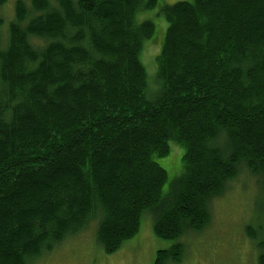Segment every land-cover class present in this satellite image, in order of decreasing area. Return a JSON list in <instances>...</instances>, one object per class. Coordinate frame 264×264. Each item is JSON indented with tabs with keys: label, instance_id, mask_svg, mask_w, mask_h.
<instances>
[{
	"label": "trees",
	"instance_id": "obj_1",
	"mask_svg": "<svg viewBox=\"0 0 264 264\" xmlns=\"http://www.w3.org/2000/svg\"><path fill=\"white\" fill-rule=\"evenodd\" d=\"M159 1L16 0L0 15V264L88 227L114 253L147 211L177 240L205 229L239 168L264 175V0L161 5L151 100L140 53L156 26L137 15ZM170 141L185 154L164 197ZM183 256L176 243L154 263Z\"/></svg>",
	"mask_w": 264,
	"mask_h": 264
},
{
	"label": "rangeland",
	"instance_id": "obj_2",
	"mask_svg": "<svg viewBox=\"0 0 264 264\" xmlns=\"http://www.w3.org/2000/svg\"><path fill=\"white\" fill-rule=\"evenodd\" d=\"M16 0H6L0 10L5 20L13 18ZM181 0H160L149 10L138 11L137 21L152 20L155 34L146 39L140 53L147 72L148 98L157 94L158 62L168 23L159 11L161 5ZM192 1V0H188ZM170 152L156 161L166 170L167 180L162 195L170 191V184L183 171V145L170 141ZM239 168V174L229 181L223 195L210 202V223L202 231H191L177 240L157 237L154 213L145 212L136 236L126 240L114 253H106L96 240L93 228L76 236L65 238L44 252L33 264H155L160 249H169L176 243L184 245L181 264H258V255L264 251V175L253 178ZM263 243V245H260Z\"/></svg>",
	"mask_w": 264,
	"mask_h": 264
}]
</instances>
